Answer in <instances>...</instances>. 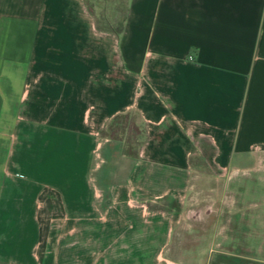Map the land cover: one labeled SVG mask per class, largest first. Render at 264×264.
Listing matches in <instances>:
<instances>
[{"label":"crops","instance_id":"obj_1","mask_svg":"<svg viewBox=\"0 0 264 264\" xmlns=\"http://www.w3.org/2000/svg\"><path fill=\"white\" fill-rule=\"evenodd\" d=\"M128 112L135 154L105 133ZM253 162L264 0H129L119 32L83 0H0V264H264L183 204Z\"/></svg>","mask_w":264,"mask_h":264},{"label":"rangeland","instance_id":"obj_2","mask_svg":"<svg viewBox=\"0 0 264 264\" xmlns=\"http://www.w3.org/2000/svg\"><path fill=\"white\" fill-rule=\"evenodd\" d=\"M83 1L89 11L101 17L103 25L114 29L122 26L129 0ZM106 132L123 139L127 153H136L142 139L138 116L134 112L123 113L118 121L105 128ZM196 190V193H191L192 197L184 198L183 204L189 208L185 222L203 220L200 230L206 229L205 233L208 229L210 233L215 230L219 241L216 247L236 254L264 257V163L231 166L218 179L204 182L201 190ZM215 206L218 212L209 213L208 208ZM209 214H212L211 219ZM208 220L214 221L216 226H205ZM181 230L182 227L176 228L174 234ZM183 230L192 234L194 229L183 227ZM251 261L247 259L244 264H255Z\"/></svg>","mask_w":264,"mask_h":264},{"label":"trees","instance_id":"obj_3","mask_svg":"<svg viewBox=\"0 0 264 264\" xmlns=\"http://www.w3.org/2000/svg\"><path fill=\"white\" fill-rule=\"evenodd\" d=\"M122 25H123V24H122ZM121 28H122V26H121L120 28H118V29H115V30H117V32H119V31L121 30ZM121 115H122V114H117V115H115V116L111 119V122L109 123V126H110L111 123L118 121V119L120 118ZM131 154H135V153L133 152V153H131Z\"/></svg>","mask_w":264,"mask_h":264}]
</instances>
